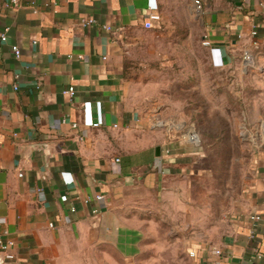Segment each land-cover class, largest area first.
I'll list each match as a JSON object with an SVG mask.
<instances>
[{"label": "crops", "instance_id": "obj_1", "mask_svg": "<svg viewBox=\"0 0 264 264\" xmlns=\"http://www.w3.org/2000/svg\"><path fill=\"white\" fill-rule=\"evenodd\" d=\"M202 1L216 59L229 62L254 28L264 38V0ZM162 2L0 0V241L14 243L11 260L0 248L4 264H156L149 237L184 220L192 264H264V152L244 201L200 232L181 200L194 153L151 131L126 77L124 37L155 28Z\"/></svg>", "mask_w": 264, "mask_h": 264}, {"label": "rangeland", "instance_id": "obj_2", "mask_svg": "<svg viewBox=\"0 0 264 264\" xmlns=\"http://www.w3.org/2000/svg\"><path fill=\"white\" fill-rule=\"evenodd\" d=\"M194 2L163 0L160 22L125 35L124 52L126 77L151 131L194 153L192 186L181 189V200L195 207L203 233L210 218L244 201L264 152V38L251 66L243 63L247 41L231 46L229 62L216 59L203 44ZM179 224L182 230L161 222L149 237L158 246L148 254L156 264H192L184 250L190 224Z\"/></svg>", "mask_w": 264, "mask_h": 264}, {"label": "built area", "instance_id": "obj_3", "mask_svg": "<svg viewBox=\"0 0 264 264\" xmlns=\"http://www.w3.org/2000/svg\"><path fill=\"white\" fill-rule=\"evenodd\" d=\"M9 2L13 6H18L20 4V0H9ZM194 3H195L194 8H195L196 14L202 18V16L204 15V4H203V1L202 0H195ZM157 9H158L157 5H154L151 8V10H154V11H156ZM151 19L158 21V20H160V16L159 15H152ZM92 22L93 21H89V22H87L85 24H91ZM106 28L108 30H111V28H109V27H106ZM7 39H8V36H7V30H6L1 35V41L6 42ZM259 42H260V40H259V31L256 28H254L249 33L247 45H246V47H244V50H243V63L245 64V66H251L253 64V62H254V53L253 52H254V50H256L259 47ZM12 49H13L15 57L17 59H19L21 57L20 48L17 47V46H13ZM15 90H17V87H15ZM74 92H75L74 87H70L68 89V91H66V94H68L69 96H73ZM63 123H65V120L63 121ZM92 126L93 127H100L101 123H94ZM72 127L74 129H76L78 127V125L77 124H73ZM195 137L196 136H194L192 138V140H194ZM97 199L101 200V199H103V196H98ZM250 221H251V223H253V227L249 231V238L250 239H254V237H255V228H256L257 224H259L262 221V217L260 215H252V216H250ZM13 245H14V243L12 241H10V240L6 241V242L0 241L1 251L4 253L5 258L7 260L13 259V255L10 254V252H9ZM216 253L218 255H221L220 251H217ZM190 255H191V257H194L193 253H191ZM256 257L258 259H264V253H258V254H256Z\"/></svg>", "mask_w": 264, "mask_h": 264}, {"label": "water", "instance_id": "obj_4", "mask_svg": "<svg viewBox=\"0 0 264 264\" xmlns=\"http://www.w3.org/2000/svg\"><path fill=\"white\" fill-rule=\"evenodd\" d=\"M156 154H157V156L160 155V148L159 147L156 148ZM0 264H4V259L3 258L0 260Z\"/></svg>", "mask_w": 264, "mask_h": 264}]
</instances>
